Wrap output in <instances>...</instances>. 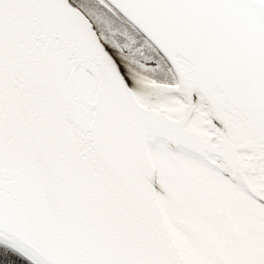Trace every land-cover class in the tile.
I'll return each mask as SVG.
<instances>
[{
  "label": "snow or ice",
  "instance_id": "1",
  "mask_svg": "<svg viewBox=\"0 0 264 264\" xmlns=\"http://www.w3.org/2000/svg\"><path fill=\"white\" fill-rule=\"evenodd\" d=\"M0 264H264V0H0Z\"/></svg>",
  "mask_w": 264,
  "mask_h": 264
}]
</instances>
